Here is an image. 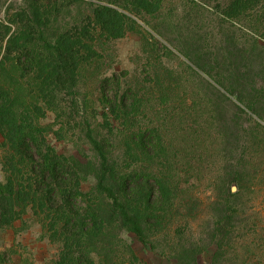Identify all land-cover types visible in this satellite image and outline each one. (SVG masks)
Listing matches in <instances>:
<instances>
[{
    "label": "rangeland",
    "instance_id": "1",
    "mask_svg": "<svg viewBox=\"0 0 264 264\" xmlns=\"http://www.w3.org/2000/svg\"><path fill=\"white\" fill-rule=\"evenodd\" d=\"M21 1L0 0V18L6 19L10 3L13 15ZM188 1L166 0L161 12L139 16L136 32L105 46L101 58L81 71L80 107L97 116L93 126L115 145L113 156L121 157L126 138L118 130V112L107 116L113 131L105 127L104 99L121 105L127 97L131 117L138 120L136 129L158 130L161 140L149 135L152 154L145 158L174 188L172 202L163 206L170 210L164 228L144 241L123 232L117 255L123 256L129 245L137 264H213L214 257L218 264H264V44L245 42L252 31L264 40V21L242 20L244 28L237 32L242 47L236 52L229 34L217 27L218 0ZM79 11L90 14L86 5L74 8L63 26H71ZM219 82H243L262 91L233 94ZM240 99L256 101L255 113ZM27 102L34 105L33 95H27ZM34 124L47 127V145L59 156L79 150L93 157L81 127L56 119L50 111ZM3 143L0 134V185L9 176L1 164ZM21 182L27 194L39 195L29 171L24 170ZM94 186L90 179L82 189L88 192ZM36 205L29 203L18 220L0 224V264L59 261L62 238L50 232Z\"/></svg>",
    "mask_w": 264,
    "mask_h": 264
},
{
    "label": "trees",
    "instance_id": "2",
    "mask_svg": "<svg viewBox=\"0 0 264 264\" xmlns=\"http://www.w3.org/2000/svg\"><path fill=\"white\" fill-rule=\"evenodd\" d=\"M190 1L196 5L198 0ZM165 2L22 0L13 15L14 4L10 3L6 19L0 18V134L6 149L1 164L9 175L0 185V224L18 220L29 203L37 204L50 232L62 238L56 264H137L139 258L129 245H125L123 256L117 255L118 246L124 243L120 238L123 232L144 241L164 228L170 210L163 206L172 202L174 188L163 171L153 172L154 163L145 158L152 154L149 135L154 133L161 140L158 130L136 129L138 120L131 117L127 97L121 105L109 104L105 98V127L112 132L107 116L119 113L118 130L126 138L121 157L115 158V145L98 135L93 126L97 116H89L87 106L80 107L78 86L82 69L99 60L105 46L136 32L140 27L136 18L161 12ZM218 2L217 27L229 34L231 48L238 52L242 45L237 32L244 28L241 22L254 17L264 21V0ZM82 5L88 6L90 14L79 11L71 26H63L73 9ZM249 33L246 44H264L263 38ZM218 84L238 95L262 91L243 82ZM27 95H33L35 106L27 102ZM253 101L240 99L255 113L257 103ZM49 111L56 119L82 128L93 157L79 150L78 154L59 156L47 145V127L35 126L34 122L45 119ZM135 150L140 155H134ZM134 156H143L139 162L144 165L138 167ZM24 170L36 179L39 195L23 189ZM90 179L95 186L86 192L82 185ZM179 264L186 263L182 260ZM213 264H218L216 257Z\"/></svg>",
    "mask_w": 264,
    "mask_h": 264
}]
</instances>
